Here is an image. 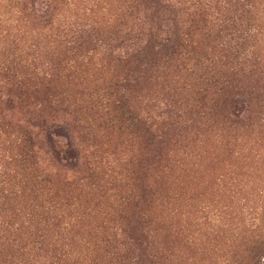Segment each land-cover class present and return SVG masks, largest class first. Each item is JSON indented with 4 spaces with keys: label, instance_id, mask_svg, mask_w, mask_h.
Wrapping results in <instances>:
<instances>
[{
    "label": "trees",
    "instance_id": "obj_1",
    "mask_svg": "<svg viewBox=\"0 0 264 264\" xmlns=\"http://www.w3.org/2000/svg\"><path fill=\"white\" fill-rule=\"evenodd\" d=\"M159 1L147 21L133 0L116 18V30L90 17L88 8L75 14L70 26L58 29L46 64L30 39L28 21L36 15L31 1L16 0L12 19L0 15L6 24L0 90L11 88L0 101L11 111L29 107L25 121L13 127L8 122L17 134L10 132L7 153H0L18 168L14 175L0 169V264H264V235L250 249L217 257L206 245L209 228L200 223L191 230L186 221L174 220L181 205L167 209L183 196L161 195L147 167L162 161L169 142L185 143L184 134L197 135L225 119L237 95L247 106L236 113L234 129L255 126L248 115L254 108L264 122L262 17L252 0ZM50 4L45 16L53 11ZM118 39L128 44L109 47L108 40ZM102 52L105 61L118 60L116 76L147 65L152 74L143 85L154 86L137 95L142 82L131 89L128 77L94 84L90 66ZM182 92L192 94V102L182 101ZM60 114L63 135L69 118L85 123L97 150L94 166L81 168V153L71 148L57 179L41 167L36 149L48 119ZM116 130L142 138V146L137 152L119 151L121 143L112 148L107 138ZM226 147L235 149L231 142ZM256 154L257 163L264 160V148ZM182 251L190 253L188 263H182ZM229 252H235L232 259Z\"/></svg>",
    "mask_w": 264,
    "mask_h": 264
},
{
    "label": "rangeland",
    "instance_id": "obj_2",
    "mask_svg": "<svg viewBox=\"0 0 264 264\" xmlns=\"http://www.w3.org/2000/svg\"><path fill=\"white\" fill-rule=\"evenodd\" d=\"M29 1H31L29 6L33 5L31 11L36 14L28 21L29 29L33 32L30 39L34 37L33 43L36 41L39 47V61L45 64L50 61L58 45L54 42L58 38L56 35L58 29L70 26L75 14L88 8L90 17L104 19L107 24L113 25L109 27L111 29L121 22V20L116 22V18L133 2V0ZM158 1L138 0L140 10L142 9L141 18L147 21L152 19L157 11L154 4ZM252 2L256 5L264 26V0H252ZM15 4L16 0L6 2L0 0V15L12 19ZM48 4L52 5L53 11L45 16ZM125 22L128 23L129 20L126 19ZM3 24H0V38L6 25ZM107 34L109 33L105 35ZM107 43L113 49L119 45L128 44V42L124 43L123 39L108 40ZM124 52L125 49H122V53ZM105 55L104 52L99 53L90 66V80L95 81L94 84L102 80L115 83L121 77H128L131 89L136 83L142 82L141 86L135 87L134 91L137 95L149 92L146 89L154 86H144L145 77L152 74L147 65L139 70L134 67L131 71L119 72L116 76L118 60H113L111 64L110 60L109 62L104 60ZM113 56L116 58V54ZM58 88H63V82H60ZM10 89L8 87L4 91L0 90V98L8 94ZM74 89L79 88L76 86ZM131 89L128 90V94ZM117 90L121 91L122 88L118 87ZM131 95L132 92L129 97ZM181 96H183L182 101L192 102V94L187 95V92H182ZM243 101L240 96H235L231 112H224L225 119L219 117L220 123L203 126L197 135L184 134L181 140H185V143H177L176 140L169 142L163 149L162 161L147 166L150 168L149 176L153 186L162 188L161 195L167 193L168 196L174 194L178 198L180 195L183 196L178 201L172 200V204L167 209L170 211L181 205L182 214L176 215L174 220L178 219L182 223L186 221L191 230H198L200 223L204 224L206 229L209 228L206 232V245L216 253L217 257L224 253L222 251L242 252L250 249L254 246V242L264 235V222H262L264 221V160L257 163L258 158H256V153L264 148V126H260V123L263 125L264 122L258 120V114L255 112L257 108H254L253 113L248 115L256 120L255 126L250 130L234 129V122L238 120L236 113L247 106ZM28 108L18 106L11 111L0 101L1 154L7 153L9 144L5 139L9 137L10 132L17 134V130L12 129L14 123L27 119ZM58 116L55 121L48 119V126L43 130L39 129L41 132L36 151L41 167L53 170L56 178L60 179L63 176V164L66 162L63 158L67 157V152L71 148L81 153V168L94 166L97 148L92 145V140H89L87 130L84 128L85 123L69 118L64 130L68 137L63 135V114ZM8 122L12 127L7 126ZM54 123L59 124V127H53ZM121 133L120 130H116L107 138L111 140L112 148L121 143L122 147L118 148L119 151L137 152L142 146V138L135 139L126 133L124 135ZM228 142L232 143L234 150L227 149ZM248 148L252 149L249 151ZM237 151L241 153L238 154ZM16 164L6 158L0 159V169L11 171L8 172L10 175H14L13 171L18 169ZM161 195L158 197L157 204L160 203ZM218 230L221 232L217 236ZM232 253L235 252H229L228 255L231 259ZM180 255H182V263H188L190 253L182 251Z\"/></svg>",
    "mask_w": 264,
    "mask_h": 264
}]
</instances>
